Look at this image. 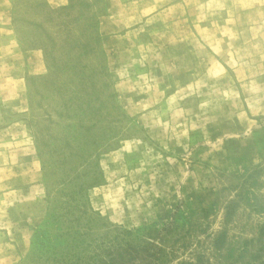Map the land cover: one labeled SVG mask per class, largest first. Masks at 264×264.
Here are the masks:
<instances>
[{"label": "rangeland", "instance_id": "rangeland-1", "mask_svg": "<svg viewBox=\"0 0 264 264\" xmlns=\"http://www.w3.org/2000/svg\"><path fill=\"white\" fill-rule=\"evenodd\" d=\"M0 264H264V0H0Z\"/></svg>", "mask_w": 264, "mask_h": 264}]
</instances>
